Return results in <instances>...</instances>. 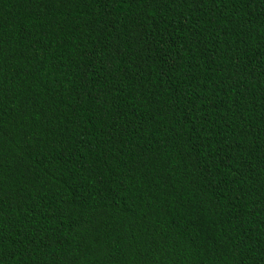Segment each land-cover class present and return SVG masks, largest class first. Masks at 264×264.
Listing matches in <instances>:
<instances>
[{
	"label": "trees",
	"instance_id": "1",
	"mask_svg": "<svg viewBox=\"0 0 264 264\" xmlns=\"http://www.w3.org/2000/svg\"><path fill=\"white\" fill-rule=\"evenodd\" d=\"M0 264H264V0H0Z\"/></svg>",
	"mask_w": 264,
	"mask_h": 264
}]
</instances>
